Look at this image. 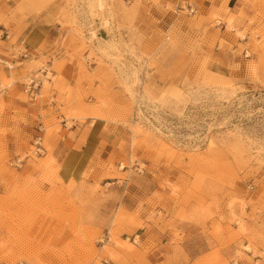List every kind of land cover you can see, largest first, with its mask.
Wrapping results in <instances>:
<instances>
[{
	"label": "rangeland",
	"instance_id": "rangeland-1",
	"mask_svg": "<svg viewBox=\"0 0 264 264\" xmlns=\"http://www.w3.org/2000/svg\"><path fill=\"white\" fill-rule=\"evenodd\" d=\"M162 1L0 0V27L14 7L62 28L88 83L66 117L98 118L116 150L62 182L33 143L14 160L0 142V264H264V75L210 55L244 45L264 72V0L192 14L205 34L148 27Z\"/></svg>",
	"mask_w": 264,
	"mask_h": 264
},
{
	"label": "crops",
	"instance_id": "crops-1",
	"mask_svg": "<svg viewBox=\"0 0 264 264\" xmlns=\"http://www.w3.org/2000/svg\"><path fill=\"white\" fill-rule=\"evenodd\" d=\"M245 1L163 0L151 6L143 20L148 27L160 30L175 28L191 32L195 26L197 32L206 26L205 34L210 30L207 16L205 21L198 18L201 19L199 26L189 25L192 14L206 15L220 2L229 11L248 13L251 8ZM12 9V17L0 27V142L6 146L8 156L15 160L40 137L43 144L40 155L51 159L59 179L78 181L87 172L101 170L116 150L102 135L103 127L98 118L91 115L66 117L70 110L81 108L80 94L88 83L82 79L77 59L68 56L71 45L59 46L62 28L47 16ZM210 55L218 68L236 72L238 77L248 78L252 71L256 76L264 75L259 62L248 56L244 45L231 49L218 44ZM55 61L59 63L57 68ZM46 72H50L47 84L42 77L38 78V86H32L29 91L25 80L39 73L45 76ZM68 122L70 126H66ZM57 125L61 129H57ZM25 164L26 161L20 172H30L31 168H25Z\"/></svg>",
	"mask_w": 264,
	"mask_h": 264
},
{
	"label": "built area",
	"instance_id": "built-area-1",
	"mask_svg": "<svg viewBox=\"0 0 264 264\" xmlns=\"http://www.w3.org/2000/svg\"><path fill=\"white\" fill-rule=\"evenodd\" d=\"M32 86H35V83L33 80H30V82L27 83V89L29 91H31V87ZM33 96V95H32ZM33 146H34V149L32 150L33 153L35 154H40L42 151H43V146L41 144V138L40 137H36L33 141ZM20 160H18L19 162Z\"/></svg>",
	"mask_w": 264,
	"mask_h": 264
},
{
	"label": "bare ground",
	"instance_id": "bare-ground-1",
	"mask_svg": "<svg viewBox=\"0 0 264 264\" xmlns=\"http://www.w3.org/2000/svg\"><path fill=\"white\" fill-rule=\"evenodd\" d=\"M104 30L102 28L99 29L98 34H103Z\"/></svg>",
	"mask_w": 264,
	"mask_h": 264
},
{
	"label": "water",
	"instance_id": "water-1",
	"mask_svg": "<svg viewBox=\"0 0 264 264\" xmlns=\"http://www.w3.org/2000/svg\"><path fill=\"white\" fill-rule=\"evenodd\" d=\"M101 35L105 36V34H104V33H103V34H101Z\"/></svg>",
	"mask_w": 264,
	"mask_h": 264
}]
</instances>
